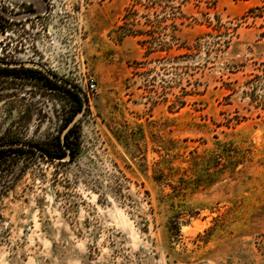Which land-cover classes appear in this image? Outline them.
Instances as JSON below:
<instances>
[{
  "label": "rangeland",
  "instance_id": "obj_1",
  "mask_svg": "<svg viewBox=\"0 0 264 264\" xmlns=\"http://www.w3.org/2000/svg\"><path fill=\"white\" fill-rule=\"evenodd\" d=\"M46 1L18 57L87 106L0 147V264H264V0ZM1 69L0 144L57 149L75 99Z\"/></svg>",
  "mask_w": 264,
  "mask_h": 264
},
{
  "label": "flooded vegetation",
  "instance_id": "obj_2",
  "mask_svg": "<svg viewBox=\"0 0 264 264\" xmlns=\"http://www.w3.org/2000/svg\"><path fill=\"white\" fill-rule=\"evenodd\" d=\"M47 5L48 3L46 0H0V42L4 41V44L0 46V67L2 68V72H15L22 70L31 71V68L34 67L25 64V62L31 60L20 59L18 56H22L28 51L33 52L31 47H26L27 44H25V42L27 41V38H31V31L35 30L32 25H35V23H41V28L43 27V21H46L44 14H46L48 9ZM33 17L36 18L34 22L31 19ZM9 29L11 30V35L7 38ZM26 30L30 31L27 32ZM33 35H36L35 32ZM4 39H7V41L12 40V48ZM2 50H6L5 53H11V55L5 56V53L1 52ZM5 63L20 64L9 65ZM34 68L40 70L38 67ZM36 73L41 76L38 72Z\"/></svg>",
  "mask_w": 264,
  "mask_h": 264
},
{
  "label": "water",
  "instance_id": "obj_3",
  "mask_svg": "<svg viewBox=\"0 0 264 264\" xmlns=\"http://www.w3.org/2000/svg\"><path fill=\"white\" fill-rule=\"evenodd\" d=\"M5 64H9V65H19L20 63H5ZM26 65H30V66H34V67H38L41 71H43L48 77H50L51 79H55L60 83H64L66 85H68L71 88L77 89V91L79 92L82 101H83V106L80 109V111H78L75 116L73 117V119L64 127V129L61 132V142L63 147L66 150V154L64 155H56V154H52L50 153L44 146H40L38 144L35 143H30V142H25V141H12V142H8V143H4L1 144L0 147H4V146H24L27 148H31V149H35V150H39L42 153H44L46 156L52 158V159H58V160H69L72 156V152L71 149L67 146L66 143V134L68 132V130L77 122L79 116L84 112L86 106H87V97L85 95V93L83 92L82 89H80L77 85L72 84L71 82L67 81L64 78L58 77L55 73L49 71L44 65L35 62V61H28L25 62Z\"/></svg>",
  "mask_w": 264,
  "mask_h": 264
},
{
  "label": "trees",
  "instance_id": "obj_4",
  "mask_svg": "<svg viewBox=\"0 0 264 264\" xmlns=\"http://www.w3.org/2000/svg\"><path fill=\"white\" fill-rule=\"evenodd\" d=\"M31 70L32 71H35V72H38L39 74H41L42 78L46 79L47 81L53 82L54 84H56V86L63 87L75 99L76 103H75L72 111H70V113L67 115V117L65 119V125H64V127H65L73 119V117L75 116V114L78 111H80V109L83 106V101H82V98H81L79 92L77 91V89L71 88V87H69L68 85H66L64 83H58L57 80L51 79L50 77H48L45 73H43L40 70H37V69H31ZM75 125H76V123L68 130V132L66 134V143H67V146L71 149L72 157L75 154V150L72 147V141L70 140V136H71V133L74 130ZM64 127L60 130L58 148L55 149V150H52V149H50L48 147H45L52 154H56V155H64V154H66V150L63 147L62 142H61V138H60L61 132L64 129ZM11 148H17L18 150L28 149L27 147H22V146H15V147H11ZM3 150H4L3 148L2 149L0 148V152H3ZM29 150H33V149L29 148Z\"/></svg>",
  "mask_w": 264,
  "mask_h": 264
},
{
  "label": "built area",
  "instance_id": "obj_5",
  "mask_svg": "<svg viewBox=\"0 0 264 264\" xmlns=\"http://www.w3.org/2000/svg\"><path fill=\"white\" fill-rule=\"evenodd\" d=\"M87 85H88V89L89 90H91L93 92L97 91V85H96V82H95V79L94 78L91 77L89 79Z\"/></svg>",
  "mask_w": 264,
  "mask_h": 264
}]
</instances>
